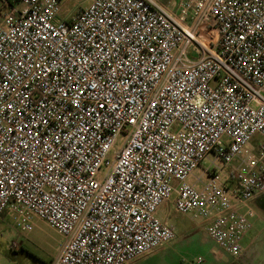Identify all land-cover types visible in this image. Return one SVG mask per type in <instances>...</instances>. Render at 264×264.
I'll return each instance as SVG.
<instances>
[{
	"label": "built area",
	"instance_id": "obj_1",
	"mask_svg": "<svg viewBox=\"0 0 264 264\" xmlns=\"http://www.w3.org/2000/svg\"><path fill=\"white\" fill-rule=\"evenodd\" d=\"M63 1L0 18V219L63 235L51 264H130L176 239L172 203L238 257L264 194V0H93L70 20Z\"/></svg>",
	"mask_w": 264,
	"mask_h": 264
},
{
	"label": "rangeland",
	"instance_id": "obj_2",
	"mask_svg": "<svg viewBox=\"0 0 264 264\" xmlns=\"http://www.w3.org/2000/svg\"><path fill=\"white\" fill-rule=\"evenodd\" d=\"M93 0H64L60 17L62 19L70 20L76 15L80 9L88 7ZM166 2L171 0H165ZM173 1V0H172ZM123 145L124 138L121 137L118 142ZM115 150L109 154V160L115 157ZM213 156L205 160L202 166L198 167L194 175L189 178L191 184L195 183V177L203 176L204 169L210 167ZM223 166L222 162L217 163ZM204 181H209V176H203ZM200 187V186H198ZM172 206H165L160 211L161 218L170 217L176 223L177 220L186 217L190 223V233H185L179 226L177 228V237L174 241L158 249L155 254H147L137 262L130 264H191L196 260L198 255H203L202 252L206 249H211L216 245L211 239L205 237L204 232L198 229L199 222L190 219L189 216L180 214L172 203ZM253 209L256 213L264 216V197H258L254 201ZM6 223L0 222V241L3 245L0 246L1 257L3 263L12 264H49L60 252L65 237L58 233L56 229L50 226L46 221L39 217L33 219V229L28 232L21 231L13 221V214L7 212ZM255 218V217H254ZM253 221V220H252ZM194 229V230H193ZM193 231V232H192ZM17 241L21 243V248L18 251H12L10 246L12 242ZM162 252L170 253L171 255H164ZM15 253H18L15 255ZM7 263V264H9Z\"/></svg>",
	"mask_w": 264,
	"mask_h": 264
},
{
	"label": "crops",
	"instance_id": "obj_3",
	"mask_svg": "<svg viewBox=\"0 0 264 264\" xmlns=\"http://www.w3.org/2000/svg\"><path fill=\"white\" fill-rule=\"evenodd\" d=\"M5 1L6 0H0V18L3 15V13H5L6 10H7ZM226 171L228 173L231 170L230 171L226 170ZM258 197H264V194L261 195V196H258ZM258 197H256V198H258ZM255 199H253L251 201V206L252 207L254 206ZM165 206H170L171 207L172 205L171 204H167ZM7 212H10V211H6L3 214V216L0 219V222H2V223L5 222L6 223V221H7V216H6ZM161 219L163 220L164 223L173 226L175 228L176 232H177L176 225L179 226L182 230H184L185 233H188V234L192 230V229L191 230L189 229V226H190L189 221L190 220L188 221V219L186 217L177 220L176 223L174 222V219L172 221V219L170 217L161 218ZM252 220H253L252 221L253 227L251 228V230L245 236V238L243 240V244H242V246H243L242 247V251H241V254L238 257H233V256L227 254L226 252H224L222 249H220L218 247L216 242L214 240H212L206 234V231L204 230L203 227H200L198 225L197 226L198 228H196V226H195V229H198L200 231L202 230L204 232V234L206 235L205 237L211 239V241H213V243L216 246L211 248V249L204 250L202 252L203 255H198L196 257V260H193L191 264H264V216L259 215V214L256 213L255 218H253ZM13 221H14V217H13ZM14 224H15V222H14ZM16 242L17 241L12 242V244L10 246L11 250L15 251V252L18 251L21 248L20 247L21 246L20 242H18L20 244L18 247L14 246V243H16ZM1 245H3V243L0 241V246ZM157 251H158V249L154 250L150 254H155ZM59 253H58V255H59ZM162 253L164 254L165 252H162ZM1 254L2 253H1V250H0V264H5V263H3V258L4 257L2 258ZM16 254H18V253H15V255ZM171 254H172V252H171ZM171 254L168 252V253H166L164 255H171ZM142 257H145V256H142ZM142 257H140L139 259H141ZM54 259H52V261ZM139 259H137L135 261L137 262ZM52 261L49 264H51ZM7 263H9V262H6V264ZM9 264H12V263H9Z\"/></svg>",
	"mask_w": 264,
	"mask_h": 264
}]
</instances>
